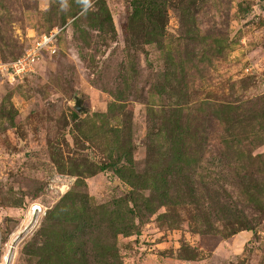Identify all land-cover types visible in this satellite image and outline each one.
<instances>
[{
    "label": "rangeland",
    "instance_id": "obj_1",
    "mask_svg": "<svg viewBox=\"0 0 264 264\" xmlns=\"http://www.w3.org/2000/svg\"><path fill=\"white\" fill-rule=\"evenodd\" d=\"M54 28L0 72V264H264V0H0V62Z\"/></svg>",
    "mask_w": 264,
    "mask_h": 264
},
{
    "label": "built area",
    "instance_id": "obj_2",
    "mask_svg": "<svg viewBox=\"0 0 264 264\" xmlns=\"http://www.w3.org/2000/svg\"><path fill=\"white\" fill-rule=\"evenodd\" d=\"M59 33V28H54L40 34L33 31L31 42L24 53L12 61L0 62V72H2L8 80H13L19 77L22 78L27 73L33 71V67L37 61L48 54H54L56 52V41ZM41 211L42 209L40 206L33 204V220L36 221L37 214Z\"/></svg>",
    "mask_w": 264,
    "mask_h": 264
},
{
    "label": "bare ground",
    "instance_id": "obj_3",
    "mask_svg": "<svg viewBox=\"0 0 264 264\" xmlns=\"http://www.w3.org/2000/svg\"><path fill=\"white\" fill-rule=\"evenodd\" d=\"M32 206L33 205H31V207L28 209V211L26 213L23 226H26L27 224H30L29 226H31L32 224L34 225V223H35V220H33L34 216H32ZM22 228L19 229L18 231H16L12 235V237H11V239L7 245L6 251L2 256V263L1 264H9L10 263L11 258L13 256V251H14L16 245L18 244V242L20 240V236L22 234Z\"/></svg>",
    "mask_w": 264,
    "mask_h": 264
},
{
    "label": "trees",
    "instance_id": "obj_4",
    "mask_svg": "<svg viewBox=\"0 0 264 264\" xmlns=\"http://www.w3.org/2000/svg\"><path fill=\"white\" fill-rule=\"evenodd\" d=\"M18 57V56H17ZM14 59H16V58H14Z\"/></svg>",
    "mask_w": 264,
    "mask_h": 264
},
{
    "label": "crops",
    "instance_id": "obj_5",
    "mask_svg": "<svg viewBox=\"0 0 264 264\" xmlns=\"http://www.w3.org/2000/svg\"><path fill=\"white\" fill-rule=\"evenodd\" d=\"M32 33H33V31H32Z\"/></svg>",
    "mask_w": 264,
    "mask_h": 264
}]
</instances>
